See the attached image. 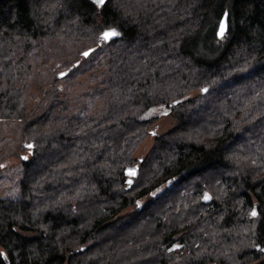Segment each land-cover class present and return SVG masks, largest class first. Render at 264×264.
Returning <instances> with one entry per match:
<instances>
[{
	"label": "trees",
	"instance_id": "1",
	"mask_svg": "<svg viewBox=\"0 0 264 264\" xmlns=\"http://www.w3.org/2000/svg\"><path fill=\"white\" fill-rule=\"evenodd\" d=\"M154 108L175 123L136 158ZM0 115L33 145L0 264L264 262V0H0Z\"/></svg>",
	"mask_w": 264,
	"mask_h": 264
},
{
	"label": "rangeland",
	"instance_id": "2",
	"mask_svg": "<svg viewBox=\"0 0 264 264\" xmlns=\"http://www.w3.org/2000/svg\"><path fill=\"white\" fill-rule=\"evenodd\" d=\"M42 63L39 65V67ZM38 70V67L35 70ZM48 66H41V73L39 76L51 75L48 72ZM52 73L59 74L64 71L61 65V61H55L52 64ZM46 75V76H47ZM48 77V76H47ZM86 78L83 75H76L73 79L71 77L62 79L61 77L57 81L56 87L63 91L69 90L70 92H76L80 84L85 86L88 84ZM29 88L25 93L26 109L30 110L32 106L36 105L40 101V94L38 92L37 84L29 82L24 83ZM23 87L22 85H18ZM147 117L156 116V120L150 125L148 131V137L141 143L136 150L134 156L136 158L143 157L152 145L153 136L165 133L175 123L173 114L167 113L165 108L150 109L146 114ZM21 120L17 117H2L0 115V197L1 198H18L19 197V181L22 174L21 160L23 157H29V151L27 141L21 138ZM25 160V159H24ZM140 205L144 203V199L139 200ZM128 211V210H127ZM256 264V263H250Z\"/></svg>",
	"mask_w": 264,
	"mask_h": 264
},
{
	"label": "snow or ice",
	"instance_id": "3",
	"mask_svg": "<svg viewBox=\"0 0 264 264\" xmlns=\"http://www.w3.org/2000/svg\"><path fill=\"white\" fill-rule=\"evenodd\" d=\"M107 0H92V3L97 6V7H103L105 4H106ZM228 14L225 13V16H227ZM224 32H225V20L224 19H221L220 20V29H219V32L217 33V35L219 36H223L224 35ZM119 33L116 31L115 28H106L104 29L101 33H100V38L103 39V40H109L110 38L112 37H115V36H118ZM94 50L93 49H88L87 51L83 52L82 55L84 57H88ZM79 64V61H77V65ZM61 76H65L66 74L61 72L59 73ZM201 92H208L209 89L208 88H201L200 89ZM28 148H32L33 145L29 144L27 145ZM23 159H27V157H23ZM0 167H3V165H0ZM129 174L130 175H135V171L134 170H129ZM129 184H131V181H129ZM159 191V189L157 190ZM151 195H155V193H152ZM203 199H209L208 197V194L205 193ZM140 206V202L137 201V207ZM257 213H256V210L253 209L252 212H251V215L255 216ZM174 247H180L179 245H174ZM252 247H255L257 249H259L261 252H264V248H262L260 246V244H253ZM172 249H169V251H171ZM4 253L3 252H0V256H3ZM262 264H264V262H262Z\"/></svg>",
	"mask_w": 264,
	"mask_h": 264
},
{
	"label": "water",
	"instance_id": "4",
	"mask_svg": "<svg viewBox=\"0 0 264 264\" xmlns=\"http://www.w3.org/2000/svg\"><path fill=\"white\" fill-rule=\"evenodd\" d=\"M92 1V0H91ZM225 13L226 12H224V14L222 15V17H221V19H224L225 20V32H226V30H227V16H225ZM220 19V20H221ZM219 29H220V21H219V23H218V26H217V30H216V34L219 32ZM225 32H224V34H225ZM115 37H117V36H115ZM115 37H112V38H110L109 40H104V41H110V40H112V39H114ZM217 37L218 38H222L221 36H219V35H217ZM87 51V50H86ZM85 52V51H84ZM63 73H65V72H63ZM59 77H62L60 74H59ZM135 171V170H134ZM125 173H126V175H127V177H128V180H127V182H128V185H130L129 184V181H131L132 182V177H133V175H130L129 174V170H126L125 171ZM135 173H136V171H135ZM135 176V175H134ZM208 194V193H207ZM205 195V194H204ZM204 197V196H203ZM208 197H209V199H210V195L208 194ZM209 199H203V201H205V202H207Z\"/></svg>",
	"mask_w": 264,
	"mask_h": 264
}]
</instances>
